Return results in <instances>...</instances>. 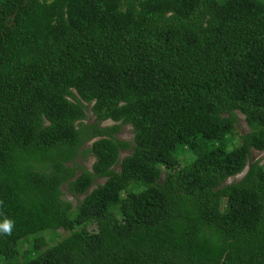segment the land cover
Here are the masks:
<instances>
[{"label":"trees","instance_id":"1","mask_svg":"<svg viewBox=\"0 0 264 264\" xmlns=\"http://www.w3.org/2000/svg\"><path fill=\"white\" fill-rule=\"evenodd\" d=\"M255 152L264 1L0 0V264H264Z\"/></svg>","mask_w":264,"mask_h":264},{"label":"rangeland","instance_id":"2","mask_svg":"<svg viewBox=\"0 0 264 264\" xmlns=\"http://www.w3.org/2000/svg\"><path fill=\"white\" fill-rule=\"evenodd\" d=\"M264 1V0H262ZM238 120L236 121V125H237V132L240 134H244L247 133L249 131V128L247 126V123L245 121V117L241 114H239ZM90 116L92 117L90 120H87L86 123H91L94 124L95 123V118L93 117V115L90 113ZM112 125V123H104L102 124L101 127H106V126H110ZM117 138L120 140H125L128 142H132L133 143V138H134V134L132 132V127L131 126H125L122 128L121 132L117 135ZM92 142H90L88 145H86L84 148H87L88 146L91 145ZM181 150V148H178L176 151ZM128 155V153H123L120 158L121 160L126 157ZM193 155V154H192ZM190 154H181L179 160L182 161L184 164L187 163V161L190 159ZM193 157H195L193 155ZM194 160V159H193ZM192 160V161H193ZM254 161H261V164H264V152L263 153H258L255 152L254 155ZM96 161L95 157L92 155L89 156H85L82 152V150L80 151V155L77 157L76 159V164H77V170H78V175H81L82 170L86 169V170H91L92 166L94 164V162ZM191 161V162H192ZM71 167H74L73 164H70ZM245 174V173H244ZM244 174L238 175L236 177L230 178L225 184H231L234 182H239L243 179ZM105 180H99L95 183V185L90 189V191H92L93 189L96 188V186L99 183H103ZM62 192H63V199L66 201H69L73 204V206H77L79 205V203L81 201L84 200L85 196H75L73 194H71L68 190V185L65 184L62 186ZM70 235V232L65 231L64 229H60V230H53V229H48L44 232H41L37 235L31 236L29 237V239L31 240H36L37 238H40L41 236L44 238L46 245H48V247H51L53 245H56L57 243L61 242L63 239H65L67 236ZM28 248V244H23L21 247V253L26 252ZM21 260H23V258L21 257Z\"/></svg>","mask_w":264,"mask_h":264},{"label":"clouds","instance_id":"3","mask_svg":"<svg viewBox=\"0 0 264 264\" xmlns=\"http://www.w3.org/2000/svg\"><path fill=\"white\" fill-rule=\"evenodd\" d=\"M11 226V221L5 220L3 224H0V230H3L4 232H8L10 234Z\"/></svg>","mask_w":264,"mask_h":264},{"label":"water","instance_id":"4","mask_svg":"<svg viewBox=\"0 0 264 264\" xmlns=\"http://www.w3.org/2000/svg\"><path fill=\"white\" fill-rule=\"evenodd\" d=\"M249 169V165H248V167H247V170Z\"/></svg>","mask_w":264,"mask_h":264},{"label":"flooded vegetation","instance_id":"5","mask_svg":"<svg viewBox=\"0 0 264 264\" xmlns=\"http://www.w3.org/2000/svg\"><path fill=\"white\" fill-rule=\"evenodd\" d=\"M123 153H127V151H126V152H123ZM123 153H122V154H123Z\"/></svg>","mask_w":264,"mask_h":264}]
</instances>
